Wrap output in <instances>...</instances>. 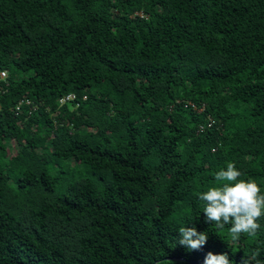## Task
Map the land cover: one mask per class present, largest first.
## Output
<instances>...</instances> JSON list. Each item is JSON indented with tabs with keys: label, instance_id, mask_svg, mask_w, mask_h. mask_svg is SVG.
Here are the masks:
<instances>
[{
	"label": "trees",
	"instance_id": "1",
	"mask_svg": "<svg viewBox=\"0 0 264 264\" xmlns=\"http://www.w3.org/2000/svg\"><path fill=\"white\" fill-rule=\"evenodd\" d=\"M2 72L0 264L264 261L198 198L229 162L264 192V0H0Z\"/></svg>",
	"mask_w": 264,
	"mask_h": 264
},
{
	"label": "clouds",
	"instance_id": "2",
	"mask_svg": "<svg viewBox=\"0 0 264 264\" xmlns=\"http://www.w3.org/2000/svg\"><path fill=\"white\" fill-rule=\"evenodd\" d=\"M242 173L232 162L226 169L215 174L214 186L198 194L199 200L204 202L203 213L206 222L213 223L217 229H228L233 242L240 239L241 234L256 236L261 225L258 221L264 217V192L255 179H241ZM180 239L176 241L189 251L200 250L208 240L207 232H198L195 227H181L178 230ZM259 251L253 252L250 257L255 264H264L259 260ZM159 264H172L170 260L159 261ZM204 264H234L227 253L213 254L209 252ZM243 264H249L243 261Z\"/></svg>",
	"mask_w": 264,
	"mask_h": 264
},
{
	"label": "built area",
	"instance_id": "3",
	"mask_svg": "<svg viewBox=\"0 0 264 264\" xmlns=\"http://www.w3.org/2000/svg\"><path fill=\"white\" fill-rule=\"evenodd\" d=\"M7 79H8V73H7V72H2V73L0 74V81H1V82H5V83L7 84L6 86L9 85ZM76 100H77V96H76L75 94H70V95H68V96H66V97H64V98H62V99L60 100V103H61L62 105H64V104H67V103H70V102H73V101H76ZM24 104L30 105L31 102H30L29 100H24V101H22V102L16 107V111H20L21 108H22V106H23ZM212 124H213V121L210 120V124H209V126H211ZM202 129H203V128H202Z\"/></svg>",
	"mask_w": 264,
	"mask_h": 264
},
{
	"label": "water",
	"instance_id": "4",
	"mask_svg": "<svg viewBox=\"0 0 264 264\" xmlns=\"http://www.w3.org/2000/svg\"><path fill=\"white\" fill-rule=\"evenodd\" d=\"M192 263H193V264H199V263H197V262H194V261H193ZM154 264H157V263H154Z\"/></svg>",
	"mask_w": 264,
	"mask_h": 264
}]
</instances>
